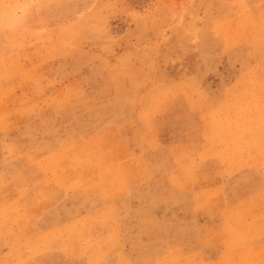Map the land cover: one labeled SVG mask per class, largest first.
Here are the masks:
<instances>
[{"label":"rangeland","instance_id":"rangeland-1","mask_svg":"<svg viewBox=\"0 0 264 264\" xmlns=\"http://www.w3.org/2000/svg\"><path fill=\"white\" fill-rule=\"evenodd\" d=\"M0 1V264H264V0Z\"/></svg>","mask_w":264,"mask_h":264},{"label":"bare ground","instance_id":"bare-ground-1","mask_svg":"<svg viewBox=\"0 0 264 264\" xmlns=\"http://www.w3.org/2000/svg\"><path fill=\"white\" fill-rule=\"evenodd\" d=\"M5 1H6V0H5ZM32 1H33V0H32ZM0 2H1V1H0ZM2 2H3V1H2ZM2 2H1V3H2ZM12 3H13V2H12ZM31 3H32V2H31ZM5 4H6V3H5ZM5 4H4V8H5ZM29 6H30V2H29ZM2 7H3V5H2ZM27 7H28V5H27ZM27 7H25L24 9L26 10ZM4 8H3V9H4ZM10 8H11V7H10ZM24 9H23V10H24ZM4 10H5V9H4ZM11 10H12V9H11ZM25 10H24V11H25ZM24 11L21 10V11H20L21 14H22V12H24ZM18 13H19V12H18ZM5 14H6V13H5ZM21 14H20V15H21ZM24 14H25V13H24ZM20 15H19V16H20ZM14 16H15V15H14ZM19 16H18V17H19ZM5 17H6V16H5ZM5 17H4V18H5ZM10 18H11V17H10ZM13 18H14V17H13ZM13 18H12V19H13ZM20 18H21V17H20ZM7 19H9V18L6 17V20H7ZM16 20H17V19H16ZM16 20H15V21H16ZM10 21H11V19H10ZM10 21H9V22H10ZM6 22H7V21H6ZM7 23H8V22H7ZM10 23H11V22H10ZM11 26H12V25H11ZM14 26H15V24H14ZM32 52H33V51H32ZM13 64H14V63H13ZM13 64H12V65H13ZM15 65H17V63H16ZM13 66H14V65H13ZM17 66H18V65H17ZM25 66H26V65H25ZM14 67H15V66H14ZM18 67H19V66H18ZM12 69H13V68H12ZM15 71H18L17 68H16ZM12 72H13V71H12ZM14 75H15V74H14ZM24 78H25V77H24ZM22 89H23V88H22ZM22 97H23V96H22ZM23 99H24V98H23ZM25 100H26V99H25ZM9 102H10V101H9ZM11 107H12V106H11ZM0 108H1V107H0ZM2 108H3V107H2ZM2 108H1V109H2ZM251 122H252V121H251ZM255 123H256V122H255ZM255 123H254V124H255ZM248 124H249V123H248ZM259 124H260V123H259ZM251 126H252V125H251ZM249 128H251V127H249ZM252 128H253V127H252ZM250 142H252V140H251ZM251 144H252V143H251ZM85 145H86V144H85ZM86 146H87V145H86ZM118 157H119V156H118ZM118 167H119V166H118ZM116 168H117V167H116ZM100 169H101V168H100ZM114 170H115V169H114ZM92 171H93V170H92ZM99 172H100V171H99ZM115 172H116V170H115ZM109 173H111V172H109ZM100 174H101V173H100ZM110 175H111V174H110ZM114 178H115L117 181L121 180V178H120L118 175H116V176L114 175ZM41 187H42V185H41ZM46 187H47V186H46ZM39 188H40V186H39ZM23 202H24V201H23ZM9 205H10V204H9ZM24 205H25V204H24ZM25 206H26V205H25ZM11 208H12V207H11ZM23 209H24V208H23ZM25 210L27 211V207L25 208ZM5 211H7V210H5ZM26 211H25V213H26ZM0 215H1V213H0ZM23 215H24V214H23ZM240 215H241V214H240ZM0 218H1V217H0ZM8 218H9V217H8ZM21 218H23L22 215H21ZM5 219H7V218H5ZM17 221H18V220H17ZM19 221H21V219H19ZM7 222H8V221H7ZM22 222L25 223V221H22ZM93 222H94V221H93ZM83 225H85V224H83ZM22 228H23V227H22ZM75 232H76V231H75ZM89 233H90V232H89ZM73 236H74V235H73ZM73 236H72V237H73ZM75 236H76V235H75ZM21 246H22V245H21ZM23 252H24V250H23Z\"/></svg>","mask_w":264,"mask_h":264}]
</instances>
